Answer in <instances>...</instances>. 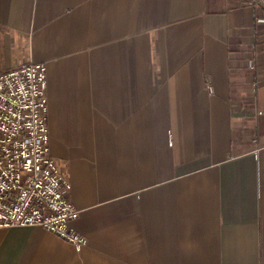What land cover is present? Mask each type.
Here are the masks:
<instances>
[{
  "label": "crops",
  "instance_id": "obj_1",
  "mask_svg": "<svg viewBox=\"0 0 264 264\" xmlns=\"http://www.w3.org/2000/svg\"><path fill=\"white\" fill-rule=\"evenodd\" d=\"M29 61L87 243L0 228V264H264L262 0H0Z\"/></svg>",
  "mask_w": 264,
  "mask_h": 264
},
{
  "label": "built area",
  "instance_id": "obj_2",
  "mask_svg": "<svg viewBox=\"0 0 264 264\" xmlns=\"http://www.w3.org/2000/svg\"><path fill=\"white\" fill-rule=\"evenodd\" d=\"M46 85L43 62L0 69V228L39 225L80 251L87 239L69 224L79 211L50 153Z\"/></svg>",
  "mask_w": 264,
  "mask_h": 264
},
{
  "label": "water",
  "instance_id": "obj_3",
  "mask_svg": "<svg viewBox=\"0 0 264 264\" xmlns=\"http://www.w3.org/2000/svg\"><path fill=\"white\" fill-rule=\"evenodd\" d=\"M263 1V3H264V0H262Z\"/></svg>",
  "mask_w": 264,
  "mask_h": 264
}]
</instances>
